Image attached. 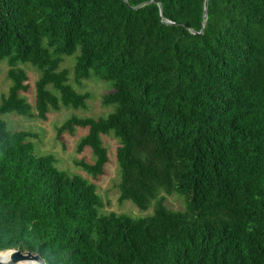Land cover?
<instances>
[{
	"label": "trees",
	"instance_id": "obj_1",
	"mask_svg": "<svg viewBox=\"0 0 264 264\" xmlns=\"http://www.w3.org/2000/svg\"><path fill=\"white\" fill-rule=\"evenodd\" d=\"M80 86L111 91L101 117L72 115L57 137L86 129L78 161L93 178L119 145L118 201L151 214H102L96 185L37 154L5 114L46 119L85 108ZM0 251L45 264H264V0H0ZM21 64L39 72L34 106ZM32 108L35 112L32 113ZM183 196V210L164 195Z\"/></svg>",
	"mask_w": 264,
	"mask_h": 264
},
{
	"label": "rangeland",
	"instance_id": "obj_2",
	"mask_svg": "<svg viewBox=\"0 0 264 264\" xmlns=\"http://www.w3.org/2000/svg\"><path fill=\"white\" fill-rule=\"evenodd\" d=\"M74 56H65L61 67H65L69 71L68 83L79 92H87L89 99L86 101L85 108L74 109L72 107H61L58 110H50L46 119L42 120L36 116H21L15 113L5 114L2 118L7 122L11 130H27L34 134L30 139L34 143V150L37 154L50 153L55 157L56 166L67 171L69 174H80L96 185V191L100 195L103 207L100 209L102 214L115 212L117 214H128L132 217H141L152 213L153 206L147 210H139L131 201H118L119 190L117 183L119 173L115 158L116 148L119 142L112 134H103L100 136L103 146L107 149L108 162L104 166V172L96 178L83 170L78 165L79 160L92 162L90 149L85 147L83 151L78 152L76 147L79 139L85 135L86 129L76 128L73 132H63L60 137L56 135L57 127L68 117L77 115L80 117H101L106 116L112 110L111 106H104L101 103L102 95L111 91L110 82H101L94 76L84 80L83 84L78 86L73 78L72 65ZM28 74L29 89L22 93L26 100L34 106V82L39 77L36 68L29 64H21ZM8 66L5 61H0V97L7 95L11 85L10 80L6 76ZM109 83V84H107ZM35 110L32 108V113ZM165 197V205L173 210H183L185 201L182 195L172 192L170 194L160 193Z\"/></svg>",
	"mask_w": 264,
	"mask_h": 264
},
{
	"label": "water",
	"instance_id": "obj_3",
	"mask_svg": "<svg viewBox=\"0 0 264 264\" xmlns=\"http://www.w3.org/2000/svg\"><path fill=\"white\" fill-rule=\"evenodd\" d=\"M32 262L45 264L38 254L15 249L0 251V264H31Z\"/></svg>",
	"mask_w": 264,
	"mask_h": 264
},
{
	"label": "bare ground",
	"instance_id": "obj_4",
	"mask_svg": "<svg viewBox=\"0 0 264 264\" xmlns=\"http://www.w3.org/2000/svg\"><path fill=\"white\" fill-rule=\"evenodd\" d=\"M31 264H36V263L32 262Z\"/></svg>",
	"mask_w": 264,
	"mask_h": 264
}]
</instances>
